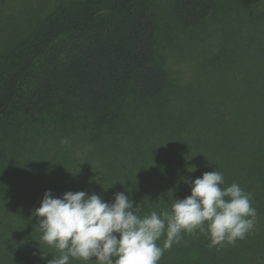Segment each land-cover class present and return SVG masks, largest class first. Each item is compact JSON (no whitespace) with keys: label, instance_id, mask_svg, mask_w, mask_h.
I'll list each match as a JSON object with an SVG mask.
<instances>
[{"label":"trees","instance_id":"1","mask_svg":"<svg viewBox=\"0 0 264 264\" xmlns=\"http://www.w3.org/2000/svg\"><path fill=\"white\" fill-rule=\"evenodd\" d=\"M213 8L212 0H175L173 17L179 26L195 28ZM158 22L153 0L61 5L0 66V127L12 109L38 110L54 99L80 111L61 123L72 134L71 144L87 146L88 165L60 182L55 197L86 191L112 202L125 192L141 205V215L171 211L175 199L189 196L185 178L222 172L224 186L238 183L252 194L254 229L223 247H209L208 235L199 231L185 234L158 264H264V4L259 27L233 29L221 50L217 66L225 70L216 78L223 81L224 99L172 105L171 77L157 61ZM141 105L148 114H120ZM98 156L105 161L95 169L90 161ZM30 223L25 219L20 244L7 243L0 264H48L59 255L41 241L38 220Z\"/></svg>","mask_w":264,"mask_h":264},{"label":"rangeland","instance_id":"2","mask_svg":"<svg viewBox=\"0 0 264 264\" xmlns=\"http://www.w3.org/2000/svg\"><path fill=\"white\" fill-rule=\"evenodd\" d=\"M71 1L77 0H0V66L40 20ZM174 1L153 0L159 20L157 61L171 77L167 95L172 105H186L191 98L224 99L223 81L216 78L218 70H225L217 66L221 50L233 29L259 27V6H263L264 0H212L214 8L209 17L202 25L190 29L175 22ZM227 72L232 71L227 69ZM139 107L120 114H148L145 105ZM9 114L0 127V171L4 174L0 177V255L6 252L7 243L13 246L21 243L25 219L35 225L38 219L34 211L40 206L45 191L51 190L55 197L60 182L76 178L75 169L88 165L87 146L71 144L72 134L61 123L71 119L67 114H82L80 111L54 99L41 109L14 108ZM145 120L141 118L140 122ZM81 131L78 129V133ZM105 134L113 135V132ZM65 138L68 144L61 143ZM103 161L105 158L98 156L90 162L96 169Z\"/></svg>","mask_w":264,"mask_h":264},{"label":"clouds","instance_id":"3","mask_svg":"<svg viewBox=\"0 0 264 264\" xmlns=\"http://www.w3.org/2000/svg\"><path fill=\"white\" fill-rule=\"evenodd\" d=\"M185 182L191 186L189 196L175 199L171 211L146 215L125 192L108 202L97 193L67 191L54 197L46 190L34 216L41 241L59 252L48 264H158L185 234L199 231L208 235L209 247H223L235 245L254 229L258 213L252 194L238 183L224 186L222 172L214 169Z\"/></svg>","mask_w":264,"mask_h":264}]
</instances>
